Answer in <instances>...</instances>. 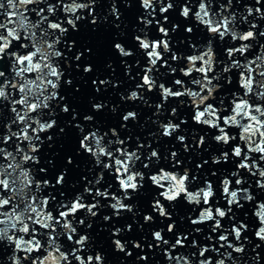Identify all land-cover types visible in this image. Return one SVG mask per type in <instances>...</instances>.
I'll list each match as a JSON object with an SVG mask.
<instances>
[{"label": "snow or ice", "instance_id": "snow-or-ice-1", "mask_svg": "<svg viewBox=\"0 0 264 264\" xmlns=\"http://www.w3.org/2000/svg\"><path fill=\"white\" fill-rule=\"evenodd\" d=\"M118 2L130 6L129 0L0 3V264H105L100 251L92 254L87 231L105 207L112 210L103 215L105 222L131 214L132 223L112 225V237L131 233L133 224L139 233L148 231L150 240L141 235L111 241L116 251L132 257L128 243L143 252L139 241L145 240L153 261L141 254L136 264H264V198L251 191L254 183L264 193V0H139L143 12L131 35L137 53L120 42L112 47L121 58L142 54L135 76L120 61L134 82L120 99L154 106L156 130L147 134L150 140L127 135V122L138 120L136 111H125L118 125L98 126L88 114L79 123V114L61 95L62 86L72 84L65 78L69 58L62 49L75 47L74 40L64 38L70 29L79 32L85 21L95 31L109 16V27L123 37ZM104 4L108 8L101 16L97 9ZM177 8L180 22L170 21ZM181 25L186 35L174 50L172 36ZM86 53L93 55L85 47L72 59L87 61ZM75 68L94 71L89 62ZM92 85L95 93L120 86L99 77ZM153 92L159 99L149 104L146 94ZM91 108L100 112L104 104ZM69 113L66 126L79 141L76 155L82 151L94 167V174L90 168L74 181H66L69 166L76 170L72 156L60 167L51 157L42 163L43 146L55 143L49 132L61 114ZM64 134L60 127L56 136ZM173 137L180 150L173 145L163 156L159 141ZM182 154L200 157L194 170L182 163ZM209 162L215 167H206ZM146 175L157 191L141 216L140 208L125 201L145 187ZM181 200L188 210L174 218ZM249 212L258 223L251 233L258 243L246 234L254 227Z\"/></svg>", "mask_w": 264, "mask_h": 264}, {"label": "water", "instance_id": "water-1", "mask_svg": "<svg viewBox=\"0 0 264 264\" xmlns=\"http://www.w3.org/2000/svg\"><path fill=\"white\" fill-rule=\"evenodd\" d=\"M6 2V0H0V3ZM129 5L126 6L123 2H118L117 7L121 12V20L118 22L121 24L120 31L124 32L125 35L123 37L118 36L116 34V30L109 27L113 22L111 16H109L106 24H101L97 26L96 30L93 31L92 27L84 23V27L80 29L79 32H72L69 30V35L65 37V40H74L75 47L72 48L71 51H67V49H62L65 51L68 59V67L65 71V78L71 79L72 84L68 86H62L61 95L65 96L66 102L71 109H75L77 111L78 119L76 122L83 123L82 116L85 114L92 115L94 117V121L98 126H110V125H118L120 123L119 117L128 110H133L138 113L137 121H129L127 127V135L132 137L133 140L136 137H140L141 140L145 138L151 139L148 137L149 132H155V125L152 124V113L154 111V106L149 107L148 104L141 103L140 101H127L121 100V96H127L128 92L131 91L134 87V82L125 75L124 64L120 61L124 59L126 63L131 67L132 71L130 72L131 76H135L136 72L139 69L135 65V61L140 59L142 54H134L131 58H121L115 52L112 44L114 42L124 43L126 47L131 48L134 53H137V48L133 44L131 40V35L133 34V29L137 24L136 17L143 12V9L140 7L139 0H129ZM43 6V5H41ZM108 5L104 4L100 8L97 9L98 12L103 16L107 12ZM84 15H87V12H84ZM157 17L158 14V6H157ZM2 19V18H0ZM90 19V18H89ZM170 21L180 22V18L178 16V8L176 13L170 16ZM79 26V24H78ZM170 28V23L165 25ZM183 25H181V29L179 32L173 34L172 42L174 50H177L181 46L179 45V41L184 38L186 34L182 31ZM195 35V34H194ZM199 39L203 40V36H200ZM187 40H184V46L187 45ZM260 42L264 43V38H260ZM85 47L91 48L93 51V55L85 56L87 57V61L82 58L81 61H75L72 59L74 57L77 50L83 51ZM170 55V54H167ZM89 62L93 66V73L84 74L82 72V68L80 71H77L75 68L76 64H81ZM111 63L112 67L107 68L106 64ZM143 64V60H141ZM63 65V62H62ZM164 69H161L163 72ZM99 77V79H109L111 81H118L119 87L112 88L108 86L107 89L102 88L100 93H95L93 91L92 80ZM138 82V77L136 78ZM97 86H99V80H97ZM78 89V90H77ZM141 95H145L141 93ZM146 99L149 104H152L153 101L158 102L159 96L158 92L147 93ZM102 102L104 104V108L100 112H94L91 108L92 103ZM171 103V101H170ZM115 107L116 112L113 113L110 111L111 108ZM167 115V113H165ZM71 119V113L67 115L61 114L56 128L49 132L50 135H53L55 143L52 145L50 149H48L47 145L43 146V154H42V163H47V158L51 157L53 162L57 165V167L63 166L64 158L66 156H72L74 164L76 166V170L72 169V166H69V174L66 177V181H74L77 179L81 172L87 173L90 168L94 167L92 165L91 159L86 157L82 151L80 155H76V152L79 148V141L76 135V132L71 128V126H66V121ZM178 122V119L176 120ZM60 127H65V134L61 138H57L56 133L58 132ZM185 127L184 125L181 126ZM188 127L195 128L197 126L192 125L191 123ZM125 130H121V138H123ZM188 135L187 133H185ZM155 143V142H154ZM160 143V151L163 156L167 155V149L175 145L174 150H180L179 145L176 144L175 139L171 141H165L161 139ZM214 145L209 146V150L211 151ZM184 157H187L186 159ZM182 163L186 164L188 167L193 168L195 163L199 162L200 157L196 154H182ZM206 158V154L204 155ZM206 167H215L209 165ZM220 167H227V165H220ZM148 174H150V169L147 170ZM144 188L140 190L139 194L132 193L133 199L130 201H125L126 203H132L136 207L141 209L140 215H143V210L148 207V200L151 198L152 194H154L157 189L152 188L150 185V181L147 180V175L145 176V180L143 181ZM113 187H117L113 184ZM252 193L258 198H264V193L260 192L255 188V184L253 183ZM219 194V193H217ZM102 203L107 204L109 201H102ZM248 207L247 205L245 206ZM188 210V206L184 204L181 200V203L177 206L176 211L173 212L174 218L182 216L184 212ZM198 211V210H197ZM112 210L110 208H101L98 212L97 217L91 218L90 222L92 223V227L87 229L90 237L93 248V253L95 251H100L105 257V264H136V256L141 254L149 255V260L153 261V256L149 252L146 246L145 240H140L139 242L144 244V251L140 252L138 249H133L131 243L129 242L127 245L126 251H131L133 253L132 257H126L123 252H118L115 250L114 245L111 243L112 239H121L122 241H129L131 238H137L141 235L147 236L150 240V235L146 230L144 233H139L136 231V224H133V231L131 233H124L119 237H112L110 235L112 225L122 226L125 223H132V220L129 219L131 214L122 213V219L116 220L113 218L111 222H105L102 217L103 215H111ZM82 215V214H81ZM154 215V214H153ZM196 213H193V218ZM249 217L251 224L254 227L250 228L249 235L250 239L254 240V236L251 235L254 232L255 227H258V223L254 218H251V212H249ZM159 220V218H157ZM139 223H143L142 220L137 217ZM89 221H86L88 223ZM170 221H165L164 223H168ZM248 222V221H246ZM177 226L183 227L182 222L177 219ZM155 228V225H153ZM83 229V226H81ZM167 238V234H166ZM254 242L258 243L259 241ZM158 259V258H157ZM140 264H144V262H140Z\"/></svg>", "mask_w": 264, "mask_h": 264}]
</instances>
